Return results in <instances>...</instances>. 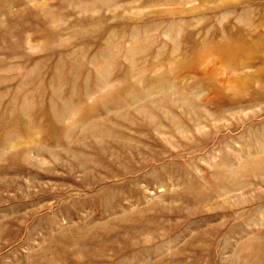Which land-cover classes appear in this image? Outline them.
<instances>
[{"label": "rangeland", "instance_id": "1", "mask_svg": "<svg viewBox=\"0 0 264 264\" xmlns=\"http://www.w3.org/2000/svg\"><path fill=\"white\" fill-rule=\"evenodd\" d=\"M0 264H264V0H0Z\"/></svg>", "mask_w": 264, "mask_h": 264}]
</instances>
